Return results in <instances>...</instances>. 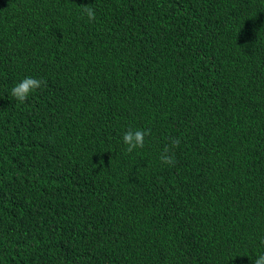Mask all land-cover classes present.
<instances>
[{"label": "trees", "instance_id": "obj_1", "mask_svg": "<svg viewBox=\"0 0 264 264\" xmlns=\"http://www.w3.org/2000/svg\"><path fill=\"white\" fill-rule=\"evenodd\" d=\"M262 254L264 0H0V264Z\"/></svg>", "mask_w": 264, "mask_h": 264}, {"label": "clouds", "instance_id": "obj_2", "mask_svg": "<svg viewBox=\"0 0 264 264\" xmlns=\"http://www.w3.org/2000/svg\"><path fill=\"white\" fill-rule=\"evenodd\" d=\"M82 14L88 18L89 21L96 19V13L94 8L85 5L82 6ZM46 86V81L40 78L25 77L22 81L18 82L11 89V96L14 97L18 102L24 103L28 100L29 96L35 91L42 89ZM150 135V130H133L128 129L122 137L123 143L126 145L127 152L131 153L135 149L145 147V137ZM173 146L178 147L179 141L173 140ZM169 149L166 147L164 152L161 154L160 160L162 163L167 165L175 164V156L169 155ZM253 264H264V254L257 256L253 259Z\"/></svg>", "mask_w": 264, "mask_h": 264}]
</instances>
